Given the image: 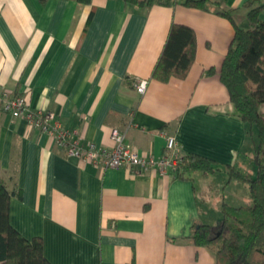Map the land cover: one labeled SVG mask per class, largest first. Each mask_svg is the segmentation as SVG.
Masks as SVG:
<instances>
[{"label": "crops", "instance_id": "obj_1", "mask_svg": "<svg viewBox=\"0 0 264 264\" xmlns=\"http://www.w3.org/2000/svg\"><path fill=\"white\" fill-rule=\"evenodd\" d=\"M221 1L246 28L248 0ZM172 23L194 31L196 51L187 75L164 83L150 76ZM233 33L212 9L180 4L0 0V93L23 95L32 111H52L82 145L112 148L116 129L138 153L157 159L165 137L174 136L181 154L218 168L190 179L154 168L142 175L103 170L67 156L0 105L9 222L25 239L42 240L50 264L216 263L189 237L202 225L219 230L223 205L239 207L241 183L250 198L248 184L230 179L227 167L238 171L244 148L254 145L219 81ZM140 81L147 82L143 95L135 90Z\"/></svg>", "mask_w": 264, "mask_h": 264}, {"label": "trees", "instance_id": "obj_2", "mask_svg": "<svg viewBox=\"0 0 264 264\" xmlns=\"http://www.w3.org/2000/svg\"><path fill=\"white\" fill-rule=\"evenodd\" d=\"M90 4L92 0H76ZM138 7H171L180 4L201 11L213 10L228 19L234 33L219 70V81L225 87L230 103L246 126V134L256 137L257 175L250 178L227 167L230 179L249 186L250 206L223 205L218 231L202 225L189 237L196 246L209 249L215 264H264V21L259 13L264 7L260 0H248V26H237L233 10H227L221 0H123ZM196 36L187 26L172 23L162 51L151 72V79L168 82L183 79L195 58ZM214 69L208 70V74ZM255 142V141H254ZM181 155V161L171 171L177 178L190 179L193 173L213 174L218 168L205 158ZM12 193L0 179V264H50L43 253L42 240L21 236L9 222ZM134 264V263H131Z\"/></svg>", "mask_w": 264, "mask_h": 264}, {"label": "built area", "instance_id": "obj_3", "mask_svg": "<svg viewBox=\"0 0 264 264\" xmlns=\"http://www.w3.org/2000/svg\"><path fill=\"white\" fill-rule=\"evenodd\" d=\"M146 87L147 82L140 81L135 85V90L143 95ZM0 105L4 113L14 118H23L30 127L37 128L48 135L56 146L65 151L67 156L77 157L83 162L103 170L123 168L134 175H142L147 170L154 168L161 175H165L175 170L181 161V153L174 136L165 137V152L159 158L154 159L134 150L124 142V134L116 129L111 131V139L114 142L112 148H98L91 141L82 145L76 131L64 128L52 111L30 110L23 95H10L1 92Z\"/></svg>", "mask_w": 264, "mask_h": 264}, {"label": "rangeland", "instance_id": "obj_4", "mask_svg": "<svg viewBox=\"0 0 264 264\" xmlns=\"http://www.w3.org/2000/svg\"><path fill=\"white\" fill-rule=\"evenodd\" d=\"M253 142L256 143L255 136L253 137ZM244 149L246 152H243L240 155L236 168L240 173L245 174L250 178H254L257 175V164L255 161L256 145H246ZM240 185L241 187L239 186L240 188H237L238 199L234 203L235 204L234 206H250L251 199L249 198V194L246 195V193H244V189H243L244 184L241 183Z\"/></svg>", "mask_w": 264, "mask_h": 264}]
</instances>
